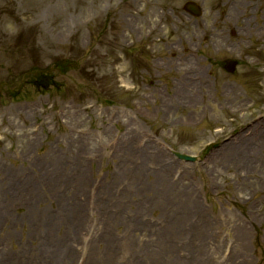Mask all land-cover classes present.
<instances>
[{"label":"rangeland","instance_id":"obj_1","mask_svg":"<svg viewBox=\"0 0 264 264\" xmlns=\"http://www.w3.org/2000/svg\"><path fill=\"white\" fill-rule=\"evenodd\" d=\"M185 1L0 0V264H261L264 83L247 75L249 7L196 0L203 16L181 24ZM163 11L182 28L154 29L146 62L140 26ZM64 56L82 68L56 77L65 94L5 95L31 64ZM228 58L238 80L214 65ZM192 67L197 81L178 84Z\"/></svg>","mask_w":264,"mask_h":264}]
</instances>
